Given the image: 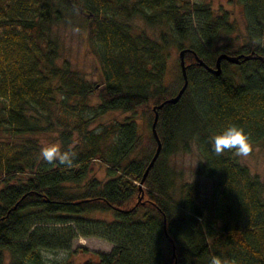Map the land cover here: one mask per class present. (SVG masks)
<instances>
[{
	"label": "trees",
	"instance_id": "1",
	"mask_svg": "<svg viewBox=\"0 0 264 264\" xmlns=\"http://www.w3.org/2000/svg\"><path fill=\"white\" fill-rule=\"evenodd\" d=\"M245 19L244 44H218L237 25L223 6L192 0H0V264H39L42 250H70L78 236L113 244L83 264H264V181L233 152L217 155L209 139L224 126L264 142V0H235ZM140 18L156 36L138 32ZM73 21L98 61L88 80L61 52L56 27ZM185 52L188 86L159 108L161 152L140 188L157 146L153 106L183 84L180 64L168 77L171 49ZM221 52L241 54L223 59ZM96 91L97 104L89 103ZM88 109H91L88 111ZM120 109L138 116L91 128L96 116ZM58 129L71 168L44 162L39 135ZM194 147L212 179L177 184L169 159ZM98 160L107 179L88 177ZM86 178L82 190L81 186ZM74 189V190H72ZM114 210L110 219L86 216ZM83 250H87L84 248Z\"/></svg>",
	"mask_w": 264,
	"mask_h": 264
},
{
	"label": "rangeland",
	"instance_id": "2",
	"mask_svg": "<svg viewBox=\"0 0 264 264\" xmlns=\"http://www.w3.org/2000/svg\"><path fill=\"white\" fill-rule=\"evenodd\" d=\"M203 1L210 3L213 7L218 8L223 6L228 9L231 14V19L236 22L237 31L232 35H224L220 38L218 44H227V50L241 49L244 44L245 34V19L242 12V6L235 0H192ZM133 25L137 26L138 32H146L150 36H156L155 30L148 24L143 22L140 18H136L133 21ZM56 35L59 41V48L61 57L59 63L63 59L69 61L73 69L81 72L88 80L92 82L98 81V61L95 56L88 52L85 34L83 30L77 26L73 21H67L61 23L56 27ZM169 71L168 77H172L175 74L177 64L179 63V51L176 48L171 49L169 57ZM89 103L97 104L99 98L94 90L90 92ZM91 109H88L90 111ZM128 116H138V122L140 127H144L146 123L142 120V113H133L132 111H123L120 109L110 110L103 114L96 116L95 120L91 123L90 127L99 129L101 126L114 123L117 121H123ZM22 138L23 136H12L6 130H0V138ZM39 140L44 145L61 144L59 139V131L45 132L39 135ZM251 152L245 157H239V159L247 164L253 174L259 176L264 181V142L251 141ZM204 158L199 153L196 147L190 152H180L169 159L170 165L178 172L177 184L180 185L186 181H197L200 185V189L203 195H210L212 193V179L201 174L199 166ZM97 177L102 181L107 179L106 165L102 162L95 160L89 164L88 177ZM86 178L81 182V186L75 187L82 190L85 186ZM1 186V185H0ZM74 190V189H72ZM86 216L99 217V218H112L114 216V210H94ZM113 244L103 238L97 236H78L73 242L70 250H42V260L39 264H83V262L90 258L96 257L94 251H109ZM86 248L87 250H83ZM5 264H9V254L6 252Z\"/></svg>",
	"mask_w": 264,
	"mask_h": 264
},
{
	"label": "clouds",
	"instance_id": "3",
	"mask_svg": "<svg viewBox=\"0 0 264 264\" xmlns=\"http://www.w3.org/2000/svg\"><path fill=\"white\" fill-rule=\"evenodd\" d=\"M209 142L217 155L233 152L239 157L246 158L252 149L249 134L242 127L234 124L224 126L210 137ZM39 156L48 164L58 163L67 168H71L74 161V153L62 150L59 144L42 146ZM210 264H226V261L221 256L213 255Z\"/></svg>",
	"mask_w": 264,
	"mask_h": 264
},
{
	"label": "water",
	"instance_id": "4",
	"mask_svg": "<svg viewBox=\"0 0 264 264\" xmlns=\"http://www.w3.org/2000/svg\"><path fill=\"white\" fill-rule=\"evenodd\" d=\"M189 48H183L179 51V64H180V70H181V74L183 77V84L181 85V87L178 89V91L172 95L169 96L167 98H165L161 103L156 104L153 106V110H154V118H153V122L151 125L152 128V133L156 139L157 142V146L156 149L154 151V154L152 155L148 165L145 168V171L143 173L142 179L139 182L140 188L143 187V182L145 180V178L147 177L149 170L152 168V166L154 165L156 159L158 158L161 149H162V141L159 137L158 131H157V122H158V118H159V108L166 102H172L175 103L177 102L181 96L183 95L184 91L186 90L189 80H188V74H187V64L185 62V52L188 50ZM241 56V54H231L229 52H221L217 58H216V62L214 66H210L208 65L202 58H200L199 56H196L197 61L202 64L205 68H207L209 71L215 73V74H220L222 72V66H221V62L223 59H226L228 61L231 62H238L240 59L239 57ZM260 58H262L264 60V55H260Z\"/></svg>",
	"mask_w": 264,
	"mask_h": 264
}]
</instances>
